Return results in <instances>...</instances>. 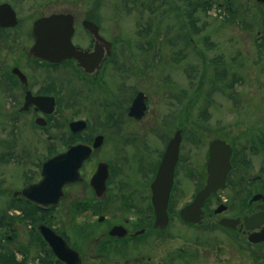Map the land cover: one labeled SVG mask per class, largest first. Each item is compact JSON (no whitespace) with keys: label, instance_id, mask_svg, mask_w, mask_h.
I'll return each mask as SVG.
<instances>
[{"label":"flooded vegetation","instance_id":"1","mask_svg":"<svg viewBox=\"0 0 264 264\" xmlns=\"http://www.w3.org/2000/svg\"><path fill=\"white\" fill-rule=\"evenodd\" d=\"M4 3L15 11L16 22L0 23V246L9 260L0 264H38L40 224L64 238L78 264H264V123L242 131L241 141L229 123L212 134L208 127L187 131L192 109L184 107L179 51L173 67L160 55L138 65L147 49H134L104 22L103 0H31L29 13L21 6L30 0H0ZM6 15L0 10V18ZM59 15L52 27L34 28L42 17ZM69 23L68 47L79 57L66 55ZM100 86L101 99L93 97ZM147 117H154L151 125L144 123ZM168 119L167 130H159ZM25 128L38 139L28 149ZM177 132L166 215L158 217L154 182ZM219 139L230 148L225 184L204 199L198 219L187 221L184 208L205 186L210 144ZM76 145L88 153L75 171L79 179L55 189L52 183L72 172L61 164L76 161L70 151ZM201 145L204 154L197 161ZM67 151L60 164L51 163L50 186H34L44 162ZM167 182L164 177L163 189ZM47 191L58 198L44 206L35 199ZM182 225L195 233L186 235ZM22 229L27 241L19 244ZM45 243L50 257L44 261L67 263Z\"/></svg>","mask_w":264,"mask_h":264},{"label":"rangeland","instance_id":"2","mask_svg":"<svg viewBox=\"0 0 264 264\" xmlns=\"http://www.w3.org/2000/svg\"><path fill=\"white\" fill-rule=\"evenodd\" d=\"M102 6L104 22L110 28L119 30L134 49H147L137 59L138 65L160 55L166 57L170 67L179 51L182 60L176 65L182 68L184 107L192 109L189 121L184 123L187 131L208 127L212 134L211 129L229 123L230 130L241 141L245 138L242 131H255L259 123H264V45L259 43L262 38L259 35L264 34V5L256 0H103ZM225 6L235 13L229 14ZM32 9L31 0L30 4L21 6L22 13ZM190 38L195 41L190 42ZM159 64L156 62L155 66ZM104 86L98 87L93 97L103 98ZM153 118L147 117L144 123L151 125ZM168 122L169 119L161 123L158 129L167 130ZM23 135L27 136L23 140L27 149L38 141L32 128H25ZM151 144L155 145L152 139ZM38 147L43 149L44 145L40 143ZM203 154L201 145L195 159L201 161ZM22 170L20 167L15 172L19 174ZM179 228L186 235L195 233L186 225ZM18 234L19 244L25 243L26 230ZM8 249H13L11 244ZM34 252L35 258H40L46 249L39 246ZM206 254L204 258L209 257ZM15 255L20 258L19 253Z\"/></svg>","mask_w":264,"mask_h":264},{"label":"water","instance_id":"3","mask_svg":"<svg viewBox=\"0 0 264 264\" xmlns=\"http://www.w3.org/2000/svg\"><path fill=\"white\" fill-rule=\"evenodd\" d=\"M260 2L264 3V0H258ZM0 10L7 11L6 16H2L0 18V23L3 25H12L15 24L16 22V15L15 11L13 8L10 6V4L4 3L0 5ZM62 18L63 16H48V17H42V19H39L35 25L34 28L36 29L38 26H50L52 27L53 18ZM72 32V25L71 23L68 24L67 26V32L65 33V38L64 40H67V47L69 46V41H70V35ZM45 34V36H48L51 34L50 31H44L42 32ZM66 47V48H67ZM66 55L67 56H76L79 57V52L74 49H69V47L66 49ZM138 105L137 101L136 104ZM140 111L142 110V107H139ZM75 123V122H74ZM179 141H180V135L179 132L176 133V135L171 139V142H169L167 149L163 155L162 162L160 164L154 186L157 187L154 190V203L158 208V217H160L161 214H164V217L166 215V202L168 200V194H169V189L172 183V173L174 169V164L176 162L177 156H178V151H179ZM223 143V142H222ZM221 143V140H213L212 143L210 144V158L208 162V171H209V176L207 178V182L203 188L198 191V193L195 195V198L191 204L188 206H185L184 210L187 215L183 213V218L187 221H195L196 219L199 218L201 215V205L203 204L204 199L213 191L217 190L220 186L224 185L225 182V176L227 171L230 168V162H229V155H230V148H226V150L223 148ZM220 148L223 149L225 153L220 150ZM73 152V154H77L78 157L75 158L74 162L70 166L67 165H62L63 168H66L67 170L69 168L72 169V172L68 175L63 176L60 178L63 180L60 183H52V186H56L55 189L57 188H62L63 184L67 182H72L74 180L79 179V176H75L78 166L82 163L83 159L87 156L88 153H84V151H79L78 150V145L72 146V149L70 150ZM70 151L57 154L56 156L47 159L44 164H43V177L34 185L38 187L39 189H44L48 188L50 186L49 178L50 174H48L51 163H56L60 164L61 157H63L65 154L71 153ZM64 162V161H63ZM59 167V166H58ZM61 167V168H62ZM164 177H168V182H167V187L166 189H163L161 187V181L163 180ZM157 189H161L157 191ZM48 195H44V193L41 194V196L37 200L40 202L42 205L46 206L48 203L54 202L58 196H52L50 192H45ZM59 194L61 192H58ZM40 231L44 235V237L47 239L48 243L52 247V250L54 253L62 260H65L67 263L66 264H78V254L75 250H73L64 240L62 236L57 234L55 231H53L51 228L44 224H40Z\"/></svg>","mask_w":264,"mask_h":264},{"label":"trees","instance_id":"4","mask_svg":"<svg viewBox=\"0 0 264 264\" xmlns=\"http://www.w3.org/2000/svg\"><path fill=\"white\" fill-rule=\"evenodd\" d=\"M226 10H228V12L231 14V15H233L235 12H234V10H231V9H226ZM262 24H264V16H262ZM264 29V28H263ZM260 45H264V34H263V36H262V38H261V42H260ZM40 246H42V247H44L45 249L46 248H48V247H46V244H45V242L43 241V240H41L40 241ZM0 257H1V261H9L7 258L8 257H6L5 255H3L1 252H0ZM49 257V251H48V249H46V254H45V256H42L41 258H43V259H41L40 261H39V264H52L51 263V261H44V259H46V258H48Z\"/></svg>","mask_w":264,"mask_h":264}]
</instances>
